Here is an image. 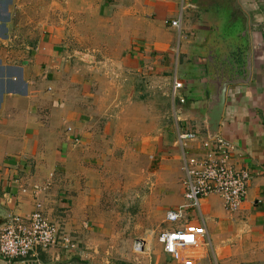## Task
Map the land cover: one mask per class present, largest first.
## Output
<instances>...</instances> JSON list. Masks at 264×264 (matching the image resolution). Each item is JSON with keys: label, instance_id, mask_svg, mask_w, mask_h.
Instances as JSON below:
<instances>
[{"label": "crops", "instance_id": "obj_1", "mask_svg": "<svg viewBox=\"0 0 264 264\" xmlns=\"http://www.w3.org/2000/svg\"><path fill=\"white\" fill-rule=\"evenodd\" d=\"M113 9L98 13L108 18L105 29H111L114 51L97 58L94 67L61 55L51 39L28 60L5 62L0 51V220L29 214L30 189L39 185L45 188L39 195L45 217L77 245L74 252L39 250L35 260L0 259V264L96 263L102 224L92 214L97 191L84 181V161L101 156L98 144L126 145L133 130L144 142L152 141L153 123L160 126L152 118L155 109L121 104L120 97L126 92L129 100L144 89L147 96L167 98L174 80L185 98L176 108V133L199 138L183 147L176 142L181 160L202 154L209 111L227 83L217 136L230 144L235 170L257 173L235 213L227 214L216 195L200 200L199 211L184 213L181 224L205 230L187 253L193 264H264V0H119ZM211 16L214 22L222 16L223 25L204 24ZM175 20L183 39L178 51L177 30L169 26ZM104 65L111 66L115 79L103 72ZM113 98L118 102L110 105ZM168 100L159 115L164 127L172 112ZM137 111L144 115L136 117ZM137 119L138 128L130 130ZM68 127L72 134L65 133ZM183 181L182 172L181 198L167 210L183 205Z\"/></svg>", "mask_w": 264, "mask_h": 264}, {"label": "rangeland", "instance_id": "obj_2", "mask_svg": "<svg viewBox=\"0 0 264 264\" xmlns=\"http://www.w3.org/2000/svg\"><path fill=\"white\" fill-rule=\"evenodd\" d=\"M118 5L119 0H2L0 51L5 54L3 60L10 63L28 60L32 51L51 39L59 44L56 48L61 55L94 67L97 58L110 57L114 51L111 29H105L108 18L98 12L111 14L117 11L112 7ZM80 12L87 13L80 18ZM204 19V24L212 26H222L224 22L222 16L216 22L214 16ZM192 20L190 18V22ZM176 34L178 39L174 50L178 51L180 40H183L181 22ZM215 35L211 33V40L214 41ZM208 51L205 48L203 53L207 54ZM71 66L79 67L75 63ZM100 68L106 71L109 79H115L116 74H113L110 65ZM125 93L120 97L121 104L126 105L131 101L133 104L144 103L151 111L155 109L156 114L153 113L152 118L157 117L156 123H160V126L156 127L153 123L152 141L144 142L143 138L138 137L139 133L133 130L134 126L138 128L137 119L136 125L131 126L133 134L127 138L129 142L126 145L114 148L112 145L105 147L98 144L97 151L101 156L84 161L87 169V181H84L97 191V205L92 214L102 224L100 243L95 247L100 257L95 258V264H106L107 261V264H173L164 256L157 236L161 231L176 226L166 223L164 219L167 208L174 207L175 199L181 198L183 159L175 149L181 133H176L178 124L174 120L176 108L185 105V98L183 103L176 101L174 105L172 90L167 98L154 94L147 96V91L138 89L136 96L127 100L128 93ZM167 100L172 112H169L164 127L159 115L163 108H167ZM114 102L118 101L111 99L110 105H115ZM134 115L142 117L144 114L137 111ZM65 133L72 134V129L66 128ZM72 142L79 143V138L72 137ZM176 209L184 213L195 212L185 199L183 205ZM140 240L143 241L145 253L137 254L133 246Z\"/></svg>", "mask_w": 264, "mask_h": 264}, {"label": "built area", "instance_id": "obj_3", "mask_svg": "<svg viewBox=\"0 0 264 264\" xmlns=\"http://www.w3.org/2000/svg\"><path fill=\"white\" fill-rule=\"evenodd\" d=\"M170 26L177 30L179 20L170 22ZM181 89L182 84L174 81L171 97L173 101L184 102L178 96ZM198 139L196 134L188 132L179 134L177 142L183 147ZM200 148V156L183 158L184 199L197 212L200 200L216 195L227 214L235 213L245 200L248 183L257 173L235 170L229 162L232 149L230 144L217 135L213 139L206 137L200 140ZM30 191L34 199L32 211L25 216L10 214L0 226V259L5 262L35 260L39 250H77V245L70 236L61 235L59 228L45 217L39 201V195L45 192V188L34 185ZM183 215V210L179 209L166 212L165 222L176 224V227L161 231L157 242L161 245L162 252L175 264H193V258L187 252L204 239L205 230L203 226L181 224ZM133 249L137 254L145 253L143 241H136Z\"/></svg>", "mask_w": 264, "mask_h": 264}, {"label": "water", "instance_id": "obj_4", "mask_svg": "<svg viewBox=\"0 0 264 264\" xmlns=\"http://www.w3.org/2000/svg\"><path fill=\"white\" fill-rule=\"evenodd\" d=\"M226 84H223L219 89L214 103L209 111L208 120H207V138L213 139L217 135L218 127H219V120L221 117V113L224 107V98H225V90ZM4 221L0 220V226L3 224Z\"/></svg>", "mask_w": 264, "mask_h": 264}, {"label": "trees", "instance_id": "obj_5", "mask_svg": "<svg viewBox=\"0 0 264 264\" xmlns=\"http://www.w3.org/2000/svg\"><path fill=\"white\" fill-rule=\"evenodd\" d=\"M117 264H124V263L119 262V263H117Z\"/></svg>", "mask_w": 264, "mask_h": 264}]
</instances>
